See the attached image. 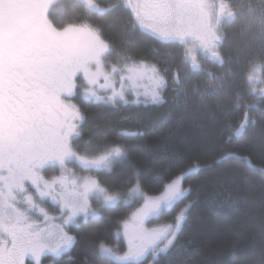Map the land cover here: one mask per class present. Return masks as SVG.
Wrapping results in <instances>:
<instances>
[{
    "label": "snow or ice",
    "instance_id": "6c2138e0",
    "mask_svg": "<svg viewBox=\"0 0 264 264\" xmlns=\"http://www.w3.org/2000/svg\"><path fill=\"white\" fill-rule=\"evenodd\" d=\"M250 11L259 15L242 68L216 73L199 54L225 63L219 47L237 16L234 0H0V264H41L49 254L76 264L72 228L135 204L116 221L126 251L89 239L95 259L84 264H194L196 201L185 182L200 169L145 170L133 160L138 140L169 135L189 111L223 137L214 164L242 159L256 170L234 141L259 124V180L228 198L257 210L251 242L264 251V0ZM144 34L175 46L178 61L154 59ZM169 92L176 115L157 111ZM128 122L142 130H126ZM151 183L157 195L146 193ZM164 217L170 222L148 226Z\"/></svg>",
    "mask_w": 264,
    "mask_h": 264
},
{
    "label": "trees",
    "instance_id": "16d2710c",
    "mask_svg": "<svg viewBox=\"0 0 264 264\" xmlns=\"http://www.w3.org/2000/svg\"><path fill=\"white\" fill-rule=\"evenodd\" d=\"M112 2L113 0H102L104 6ZM234 6L237 10L235 22L224 28L223 42L219 47V53L225 63L221 66L212 61L211 65L206 66L216 73H227L230 68L236 72L240 71L248 52L247 39L251 38L255 29L254 16L259 15L258 12L250 11V6H259V0H234ZM96 22L104 23L103 20ZM141 40L142 47L146 51L151 50L154 59L168 58L171 61H178L179 51L175 46L163 45L150 34H144ZM172 95L169 92V106L158 109L159 113L172 111L176 115L181 111L173 107ZM240 115L241 113L237 111L234 118L239 119ZM200 122L201 117L189 111L183 122L177 124L169 135L149 136L144 140H138L133 160L145 170L170 168L176 172L186 166L200 169L185 182L186 185L192 186L190 198L196 201L188 228V235L196 242L194 249L191 250V260L194 264H264V251L259 243L251 242L254 230L250 227V220L257 210L243 203L234 205L228 198L230 192L238 193L243 198L242 188L246 181L259 180V167L262 162L256 155L253 145L259 140L261 128L259 124L250 127L245 137L234 141L237 155L252 154L257 168L250 170L242 159L214 164L213 161L224 151L223 137L219 129L211 125L202 128ZM125 128L132 132L142 130L134 122H128ZM159 190V183L145 186L148 195H157ZM134 206L120 205L118 209L106 212V218L102 221L94 224L82 223L79 228H72V233L79 237V242L71 253L76 264H84L86 256L89 260L95 259L86 249V241L89 239L102 238L106 243L118 245L121 251L124 250V239L122 236L119 238L115 236L116 221L127 219ZM162 220H170V217L156 221L158 226ZM180 243L186 245L183 239ZM177 257L180 260L184 259L179 253ZM53 264H67V256L55 259Z\"/></svg>",
    "mask_w": 264,
    "mask_h": 264
},
{
    "label": "rangeland",
    "instance_id": "374dc122",
    "mask_svg": "<svg viewBox=\"0 0 264 264\" xmlns=\"http://www.w3.org/2000/svg\"><path fill=\"white\" fill-rule=\"evenodd\" d=\"M224 31V30H223ZM200 58H201V61H202V63H204V65L205 66H208V65H211L210 64V62H212L211 60H208V58H211V56L210 55H206V54H204L203 52H201L200 54ZM218 73V72H217ZM77 171L79 172V169H77ZM134 206V205H133ZM138 207V206H137ZM135 206L133 207V211H135ZM132 211V212H133ZM58 215V214H57ZM162 219V218H161ZM161 219H156V218H153L152 219V222L148 225L149 227H158V224H157V222L156 221H159V220H161ZM168 222H170V220H167V221H164V220H162V223L159 225V226H163L164 224H166V223H168ZM57 223H58V221H57ZM122 236V235H121ZM122 238L124 239V243H125V249L124 250H122V252L123 251H126V249H127V241H126V239L122 236ZM59 257H52L50 254L49 255H46V256H44L43 258H42V260H41V264H53V261L55 260V259H58ZM26 264H33V262L31 261V258H29V261H26Z\"/></svg>",
    "mask_w": 264,
    "mask_h": 264
},
{
    "label": "flooded vegetation",
    "instance_id": "af4514ba",
    "mask_svg": "<svg viewBox=\"0 0 264 264\" xmlns=\"http://www.w3.org/2000/svg\"><path fill=\"white\" fill-rule=\"evenodd\" d=\"M225 27H226V26H225ZM220 46H221V45H220ZM208 59H212V58H208ZM211 61H215V60L212 59Z\"/></svg>",
    "mask_w": 264,
    "mask_h": 264
}]
</instances>
